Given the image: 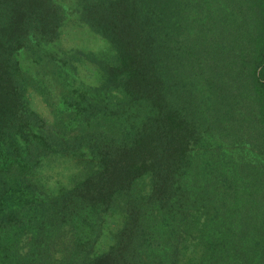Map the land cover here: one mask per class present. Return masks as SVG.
Returning <instances> with one entry per match:
<instances>
[{"label": "trees", "instance_id": "16d2710c", "mask_svg": "<svg viewBox=\"0 0 264 264\" xmlns=\"http://www.w3.org/2000/svg\"><path fill=\"white\" fill-rule=\"evenodd\" d=\"M73 10L113 59L58 45L59 1L0 0V264H264V164L225 148L264 151V0ZM46 58L56 69L41 78ZM79 63L101 84L62 90L60 74L76 80ZM28 87L49 96L52 126ZM52 155L86 171L56 194L36 178ZM116 211L125 224L96 253ZM195 233L206 253L193 262L184 243Z\"/></svg>", "mask_w": 264, "mask_h": 264}, {"label": "rangeland", "instance_id": "374dc122", "mask_svg": "<svg viewBox=\"0 0 264 264\" xmlns=\"http://www.w3.org/2000/svg\"><path fill=\"white\" fill-rule=\"evenodd\" d=\"M57 1H59L66 9L68 15L58 45L70 54H73L74 50H79L84 52H94L98 57L107 59L108 61L113 59L114 52L110 44L90 29L84 27V25H82L77 19L73 10L75 0ZM23 66L26 72L33 73L35 70L34 65L28 60H24ZM78 66L76 80L72 81L71 79L69 80L66 78V76L69 77L70 75L60 74V80L65 83L62 90L65 91V89H67L66 85L70 83L71 89L75 88L77 93L80 94L85 92L88 88L98 87L101 84V74L96 67L88 63H79ZM55 69V66L46 58L43 66L41 65L40 77H48V75H50L49 73ZM61 85L62 83L58 81L53 87L58 94ZM44 95L37 91V89L28 87L27 98L30 107L39 113L47 123L52 126L55 123V114L53 108L49 104V96ZM54 97L55 95L53 93V98ZM60 98L61 97L59 96L58 100ZM50 103H52V100ZM226 147H228L236 157H240L244 160L252 159L254 162L264 164V151L256 152V150L253 151L251 147L243 145H238L234 148H230L231 146H225V148ZM82 167L81 159L72 156L52 155L44 160L41 167L36 171V178L40 180L47 193L56 194L64 188L71 187L75 181L80 180L85 175L86 171H84ZM148 185L149 181L147 180L145 183L146 188H148ZM125 220V215L121 211H116L106 217L104 235L96 246V253H102L113 245L114 237L119 230L123 228ZM199 242L201 241L195 233L190 234L184 243L185 249L191 246V249H187V254L193 251L191 253L192 257L196 256L193 262L206 253V244L203 243L204 248L201 249Z\"/></svg>", "mask_w": 264, "mask_h": 264}]
</instances>
